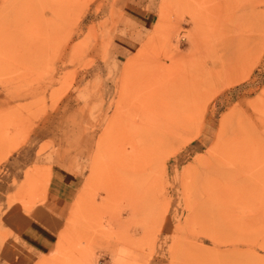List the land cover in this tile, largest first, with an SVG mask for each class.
<instances>
[{
	"label": "rangeland",
	"instance_id": "374dc122",
	"mask_svg": "<svg viewBox=\"0 0 264 264\" xmlns=\"http://www.w3.org/2000/svg\"><path fill=\"white\" fill-rule=\"evenodd\" d=\"M44 204L67 214L30 255L6 218ZM16 262L264 264V0H0Z\"/></svg>",
	"mask_w": 264,
	"mask_h": 264
},
{
	"label": "crops",
	"instance_id": "0c3cea01",
	"mask_svg": "<svg viewBox=\"0 0 264 264\" xmlns=\"http://www.w3.org/2000/svg\"><path fill=\"white\" fill-rule=\"evenodd\" d=\"M154 14L153 11H145L140 19L145 25H150L155 21ZM115 47L118 53H122L126 48L121 43L116 44ZM58 203L66 209V207H70L71 200H59ZM66 214L67 212L61 211V209L44 204L37 206L32 212L14 209L9 213L6 222L17 237L18 242L16 244L20 246L21 250H26L30 255L31 252L39 255H48L56 249L59 231L61 230V218H64ZM14 256V254L9 256V259L13 262L15 261L13 259ZM15 257L17 258V256ZM23 259L24 255L21 256V260ZM5 261L7 262L8 260L5 259ZM16 264L19 263L16 262Z\"/></svg>",
	"mask_w": 264,
	"mask_h": 264
},
{
	"label": "bare ground",
	"instance_id": "6f19581e",
	"mask_svg": "<svg viewBox=\"0 0 264 264\" xmlns=\"http://www.w3.org/2000/svg\"><path fill=\"white\" fill-rule=\"evenodd\" d=\"M216 75H217V74H216ZM199 89H200V88H199ZM184 93H185V92H184ZM185 97H186V96H185ZM186 100H187V99H186ZM188 101H190V100H188ZM202 103H203V102H202ZM181 104H182V103H181ZM260 104H261V103H260ZM258 105H259V104H258ZM189 107H190V106H189ZM192 107H193V106H192ZM185 109H186V108H185ZM190 112H191V111H190ZM184 113H185V112H184ZM186 115H188V116H186ZM192 115H195V114H193L192 112H191V113L188 112V113L185 114V117H187V118H186V119H187L186 122L189 123V124L192 122V119H193V116H192ZM185 117H184V118H185ZM110 127H111V126H110ZM221 130H222V129H221ZM246 136H247V135H246ZM222 137H223V136H222ZM224 139H225V138H224ZM225 140H226V139H225ZM236 143H237V142H236ZM220 145H221V144H220ZM233 146H235V145H233ZM219 147H220V146H219ZM217 151H218V150H217ZM221 151H222V150H221ZM210 154H211V153H210ZM160 155H161V154H160ZM226 155H227V154H226ZM214 156H215V155H214ZM224 159H225V158H224ZM224 159H223V160H224ZM161 160H162V159H161ZM207 163H208V162H207ZM210 163H211V162H210ZM147 164H148V163H147ZM208 165H210V164H207V166H208ZM224 166H225V165H224ZM232 168H233V166H232ZM235 168H236V167H235ZM239 171H240V170H239ZM236 180H237V179H236ZM232 181H233V180H232ZM186 183H187V182H186ZM214 184H215V183H214ZM225 184H226V183H225ZM207 185H208V184H207ZM235 185H236V184H235ZM237 186H238V185H237ZM235 187H236V186H235ZM215 188H216V190H217V187H215ZM229 188H230V187H229ZM236 189H237V188H236ZM205 190H206V189H205ZM207 190H208V188H207ZM214 190H215V189L213 188V191H214ZM216 190H215V191H216ZM230 190H231V189H230ZM218 191H219V190H218ZM218 191H217V192H218ZM222 191H223V190H222ZM212 195H213V194H212ZM210 196H211V195H210ZM228 197H229V196H228ZM229 198H230V197H229ZM221 202H222V201H221ZM222 203H223V202H222ZM218 204H219V203H218Z\"/></svg>",
	"mask_w": 264,
	"mask_h": 264
}]
</instances>
